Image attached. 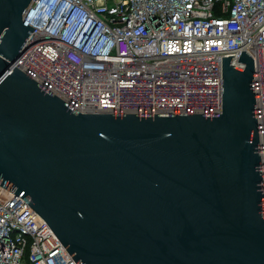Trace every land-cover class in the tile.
<instances>
[{
  "label": "water",
  "instance_id": "water-1",
  "mask_svg": "<svg viewBox=\"0 0 264 264\" xmlns=\"http://www.w3.org/2000/svg\"><path fill=\"white\" fill-rule=\"evenodd\" d=\"M34 0H0V185L77 264H264L255 61L220 114H85L10 65Z\"/></svg>",
  "mask_w": 264,
  "mask_h": 264
},
{
  "label": "built area",
  "instance_id": "built-area-1",
  "mask_svg": "<svg viewBox=\"0 0 264 264\" xmlns=\"http://www.w3.org/2000/svg\"><path fill=\"white\" fill-rule=\"evenodd\" d=\"M111 2V4H110ZM10 65L85 114H220L223 57L255 61L264 188V0H34ZM0 264H77L0 185Z\"/></svg>",
  "mask_w": 264,
  "mask_h": 264
},
{
  "label": "rangeland",
  "instance_id": "rangeland-1",
  "mask_svg": "<svg viewBox=\"0 0 264 264\" xmlns=\"http://www.w3.org/2000/svg\"><path fill=\"white\" fill-rule=\"evenodd\" d=\"M110 4H111V2H110Z\"/></svg>",
  "mask_w": 264,
  "mask_h": 264
}]
</instances>
